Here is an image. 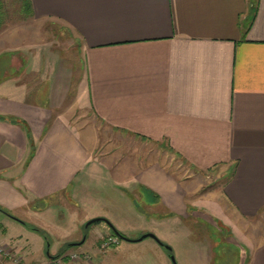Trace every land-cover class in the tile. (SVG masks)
Masks as SVG:
<instances>
[{
    "label": "crops",
    "instance_id": "0c3cea01",
    "mask_svg": "<svg viewBox=\"0 0 264 264\" xmlns=\"http://www.w3.org/2000/svg\"><path fill=\"white\" fill-rule=\"evenodd\" d=\"M15 1L21 25L0 0V245L34 263L53 244L32 228L61 246L92 220L108 223L91 239L157 234L136 226L152 219L217 264L194 237L202 207L239 264H264V0ZM32 22L58 34L34 41ZM172 163L226 176L222 192L194 200Z\"/></svg>",
    "mask_w": 264,
    "mask_h": 264
},
{
    "label": "rangeland",
    "instance_id": "374dc122",
    "mask_svg": "<svg viewBox=\"0 0 264 264\" xmlns=\"http://www.w3.org/2000/svg\"><path fill=\"white\" fill-rule=\"evenodd\" d=\"M7 5L10 10L8 20L13 23H20L21 25L22 22L20 21L23 17L20 13L21 8L19 2H16L15 0H9ZM28 24L29 23L23 26L27 27V32L32 33L34 41L40 39H43L45 41L47 37H49L50 41H53V36L58 34V31H55L54 27L42 26L40 24H37L36 22H32L31 26H28ZM62 43V48H69V46L67 45V40L64 39ZM75 119L77 120V122L80 121V124H83V126H90L97 130L100 129L103 132L105 130L102 129L103 127L100 122L93 115H91V113L86 112V110L78 111ZM111 142L116 146L123 144L135 147V144L131 143L130 140L118 139V137L112 139ZM169 166L173 168L171 171L172 173L185 181L186 184L191 185L194 191L198 190V194H194V200L200 199V197L204 195L211 196V193L215 194L216 192H222L223 184L226 182V176H221L216 173L191 175V172L189 173V171L181 168L176 163H172V166ZM190 210L201 212L198 213L199 215L197 216H199V218H202L201 220H199L202 226L199 225L200 228L198 234H196L194 237L197 238L203 236L204 238H206L205 235L211 236L215 240L214 243H211L210 239H208V241L209 244L214 247V252L217 251V248L219 247V253L217 252V254H221V252H223L224 250H226L229 254L231 253L230 257H226L224 262L223 260H219L217 261V264H239V254L236 249L228 244H223L227 242V238L231 233L228 234V232L225 231L223 233L217 228L214 229L213 226L215 224L218 225V228L225 227L222 224L218 223L216 220L207 219L209 217H207V215L205 214H202L203 212H205L204 208L190 207ZM65 212L66 211H64V213ZM88 223L89 222L81 227L82 229H84L85 227L88 229L82 230L78 238L75 237L74 239H72V241L76 240L74 241L75 247L73 246L72 249L68 248V245L71 243L67 242L65 244H62L61 246H56L57 239H60L62 235L59 233L55 234L49 227L47 228V226H44V229H46V231H48L50 235L52 234V237H50V242L53 244V248H51V250L49 249L50 258H48V256L46 255L47 249H45L44 255H42L41 259L35 261L34 263H27V261L24 260L21 256V254L23 255L24 252L22 253L21 251L11 249L10 247L6 246V248L11 252V258L0 257V264H173L170 258V254L168 253L166 248L162 247L156 240L148 238L139 243H127V241L121 240L119 237L114 236V233L108 235H98L94 238L92 237L91 239L90 233L95 230L94 227L98 224L96 223L87 227ZM152 224H154V222L151 219L148 220L146 224H136V226L142 229L144 225H147L146 229H152L151 231H155V233H157L155 234L157 238L162 243L170 246L173 249V254L176 258L177 264H204V262L201 261V255L198 251L187 250L183 248V242H181V240H173L176 239L178 235H172L171 238L169 235L171 233L168 234V238L162 236V232L160 231L170 230L169 228L167 229L165 227H162V229H158L157 226L156 228H154L155 226H153ZM134 231L137 232V228ZM144 235L146 234H130L123 236L127 239L135 241L142 238ZM84 237L89 238V240H87L88 242L85 245L86 247L78 248L77 243L81 242ZM161 238L163 240H161ZM61 243H63V241H61ZM169 243H172V246Z\"/></svg>",
    "mask_w": 264,
    "mask_h": 264
},
{
    "label": "trees",
    "instance_id": "16d2710c",
    "mask_svg": "<svg viewBox=\"0 0 264 264\" xmlns=\"http://www.w3.org/2000/svg\"><path fill=\"white\" fill-rule=\"evenodd\" d=\"M24 2H25L24 7L27 8L26 10H28V8H29V2H28V0H24ZM0 11H1V10H0ZM0 18H1V12H0ZM100 222H103V220H101ZM95 224H96V223H95ZM85 229H88V228L85 227ZM112 229H113L114 236L119 237L121 240H123L122 237H124V236H123L122 234H120L119 232H117L114 228H112ZM32 230H33V231H36V232H38V233H40V234L45 238V240H46V242H47L48 245L51 244L49 237H48L44 232H42L41 230L36 229V228H32ZM223 244H224V243H223ZM73 246H74V245L69 244V245H68V248L72 249ZM165 246H166V244L163 243V246H162V247H165ZM74 247H75V246H74ZM224 248H225V247H224ZM217 252L219 253V247L217 248V251H215L216 255L218 256L217 261L222 260L223 256H224L225 259H226V257L229 258L230 255H231V253H230V254L227 253L226 250H224L223 252H221V254H217ZM168 253L170 254V256H171V255H174V254H173V250H172L171 252L168 251ZM225 262H226V261H225ZM217 263H218V262H217Z\"/></svg>",
    "mask_w": 264,
    "mask_h": 264
},
{
    "label": "water",
    "instance_id": "95a60500",
    "mask_svg": "<svg viewBox=\"0 0 264 264\" xmlns=\"http://www.w3.org/2000/svg\"><path fill=\"white\" fill-rule=\"evenodd\" d=\"M100 221H101V219L92 220V221H90L88 223L87 227H89L90 225H93L95 223H98ZM103 221L107 222L106 220H103ZM122 238H123L124 241H127V242H142V241H144V240H146L148 238H151L153 240H156L161 246H163V243L157 238V236L155 234H146L142 238H140L138 240H135V241L127 239L126 237H122ZM164 248H166V250L169 251V252H171L173 250L170 246H167V245ZM170 258H171L173 264H177L176 258H175L174 255H171Z\"/></svg>",
    "mask_w": 264,
    "mask_h": 264
},
{
    "label": "built area",
    "instance_id": "2783aa9c",
    "mask_svg": "<svg viewBox=\"0 0 264 264\" xmlns=\"http://www.w3.org/2000/svg\"><path fill=\"white\" fill-rule=\"evenodd\" d=\"M0 257L11 258V252L4 245H0Z\"/></svg>",
    "mask_w": 264,
    "mask_h": 264
}]
</instances>
